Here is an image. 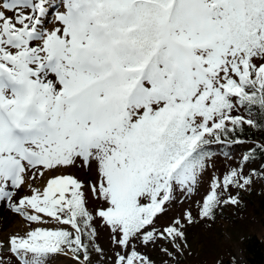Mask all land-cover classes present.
Here are the masks:
<instances>
[{
	"label": "snow or ice",
	"instance_id": "6c2138e0",
	"mask_svg": "<svg viewBox=\"0 0 264 264\" xmlns=\"http://www.w3.org/2000/svg\"><path fill=\"white\" fill-rule=\"evenodd\" d=\"M254 106L264 110V0H0V204L30 225L0 242V264L69 253L91 264L96 218L124 249L113 264H153L134 241L180 251L191 211L160 226L158 215L177 189L195 191L207 146L257 127L234 114ZM78 158L94 162V214L72 175L28 183ZM252 183L235 168L212 176L199 216L239 203L221 188Z\"/></svg>",
	"mask_w": 264,
	"mask_h": 264
},
{
	"label": "rangeland",
	"instance_id": "374dc122",
	"mask_svg": "<svg viewBox=\"0 0 264 264\" xmlns=\"http://www.w3.org/2000/svg\"><path fill=\"white\" fill-rule=\"evenodd\" d=\"M54 13L50 11L45 27L51 29L55 25L53 19ZM234 114L243 115L241 109L237 110ZM252 143L249 141H241L238 144L232 145L228 152L219 151L217 147L210 148V159L207 160V167L199 178L193 193L181 192L179 189L174 193L175 199L165 205V211L158 215L156 223L157 226L170 222V219L176 216H182L183 211L188 209L193 216V223L185 224L186 246L185 242H181V250L177 251L164 240H157L155 244L149 243L147 245L134 241L136 248L143 255L147 256L153 264H171L172 261L181 257L187 262L200 261L203 263L215 262L219 259L233 258L237 263H242L243 257V242L249 233H257L260 237L264 238V186L262 174L264 168L258 163H250L244 161L242 152L249 149ZM94 162L91 167L85 166L81 159L68 167L59 169L57 172H48L40 177L37 176L35 180L29 179L28 183L32 187L42 189L47 180L54 174L72 175L84 184L83 191L87 198V208L89 211L95 213V209L104 206L103 201L96 200L91 196L88 187L89 182H95L97 177L94 170ZM237 169L239 172L252 177L253 183L246 186L245 189H239L230 186L227 191L223 188L220 191L223 193L222 199H227L229 195H235L239 203L233 205L231 203L221 204L214 210V219L201 218L199 216V207L202 202L203 195L206 194L212 176L218 178L231 170ZM20 194H30L28 185L26 184L20 189ZM263 207V208H262ZM262 210V216L258 215V211ZM10 209L6 204H0V242L5 241L12 234L23 235L30 227L23 217L22 220L26 221L24 225L16 228L13 232L7 223L6 215H9ZM14 213V212H12ZM10 213V214H12ZM13 217H20L14 213ZM35 227V224L31 225ZM93 227L96 229V236L94 243L102 252L98 253L94 249H90L91 264H113V257L116 251L123 252L124 249H117L112 243L111 232L103 224L100 218L93 221ZM167 247L171 256H167L161 252V248ZM0 256L5 260L8 255L0 250ZM49 264H79L78 261L72 258L69 253L67 256L64 254H55L49 258Z\"/></svg>",
	"mask_w": 264,
	"mask_h": 264
},
{
	"label": "trees",
	"instance_id": "16d2710c",
	"mask_svg": "<svg viewBox=\"0 0 264 264\" xmlns=\"http://www.w3.org/2000/svg\"><path fill=\"white\" fill-rule=\"evenodd\" d=\"M241 110L248 118L254 119L257 122V127L245 124L242 128H238L235 133L230 134L227 142L213 143L207 146V150L211 152L210 148L217 147L219 151L228 152L232 145L238 144L241 141H249L252 143V146L242 152V158L247 155L249 159L243 160L250 163L256 162L264 168V147H262L264 146V110H261L259 106L252 107L250 111L247 109ZM237 140L240 142L237 143ZM261 176L264 186V173ZM215 212L214 210V214ZM258 215L262 216V210L258 211ZM243 257L244 260L242 263H237L233 258L228 257L208 263L200 261L187 262L186 259L179 257L172 261L171 264H263L264 238L260 237L257 233H249L243 242Z\"/></svg>",
	"mask_w": 264,
	"mask_h": 264
},
{
	"label": "bare ground",
	"instance_id": "6f19581e",
	"mask_svg": "<svg viewBox=\"0 0 264 264\" xmlns=\"http://www.w3.org/2000/svg\"><path fill=\"white\" fill-rule=\"evenodd\" d=\"M10 213H12V211H10ZM6 215V220L8 225L10 226V230H12L13 232L15 231L16 228L20 227L21 225H24L26 223V221L22 220L21 216L20 217H13V219L11 218V216H14V213Z\"/></svg>",
	"mask_w": 264,
	"mask_h": 264
},
{
	"label": "water",
	"instance_id": "95a60500",
	"mask_svg": "<svg viewBox=\"0 0 264 264\" xmlns=\"http://www.w3.org/2000/svg\"><path fill=\"white\" fill-rule=\"evenodd\" d=\"M264 264V263H263Z\"/></svg>",
	"mask_w": 264,
	"mask_h": 264
}]
</instances>
